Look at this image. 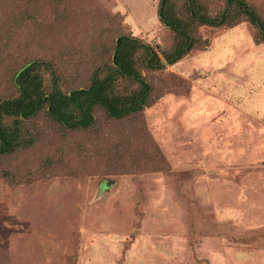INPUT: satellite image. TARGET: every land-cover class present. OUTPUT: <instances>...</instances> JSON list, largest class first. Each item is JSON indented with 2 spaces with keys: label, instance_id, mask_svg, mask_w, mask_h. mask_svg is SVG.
I'll list each match as a JSON object with an SVG mask.
<instances>
[{
  "label": "rangeland",
  "instance_id": "374dc122",
  "mask_svg": "<svg viewBox=\"0 0 264 264\" xmlns=\"http://www.w3.org/2000/svg\"><path fill=\"white\" fill-rule=\"evenodd\" d=\"M159 1L4 7L0 100L33 58L53 60L65 90L87 87L119 29L167 51ZM197 37L180 62L143 72L153 93L139 114L97 110L87 131L27 122L36 143L0 157V264H264V43L248 22Z\"/></svg>",
  "mask_w": 264,
  "mask_h": 264
},
{
  "label": "trees",
  "instance_id": "16d2710c",
  "mask_svg": "<svg viewBox=\"0 0 264 264\" xmlns=\"http://www.w3.org/2000/svg\"><path fill=\"white\" fill-rule=\"evenodd\" d=\"M17 2L25 0H0V12ZM222 2L214 11L205 0H160L157 15L173 35L170 48L161 54L119 29L112 44L101 45L97 51L85 88L65 90L64 76L53 60L33 58L16 68L11 78L13 93L0 100V157L36 143L37 134L27 122L42 113L67 131L91 129L97 110L116 121L139 114L153 93L143 72L163 71L180 62L198 46L200 27L230 28L248 22L257 30L256 44L264 43V14L256 6L247 0ZM27 3L32 4L31 0Z\"/></svg>",
  "mask_w": 264,
  "mask_h": 264
}]
</instances>
